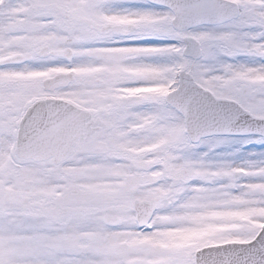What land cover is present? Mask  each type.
<instances>
[{"label": "snow or ice", "instance_id": "6c2138e0", "mask_svg": "<svg viewBox=\"0 0 264 264\" xmlns=\"http://www.w3.org/2000/svg\"><path fill=\"white\" fill-rule=\"evenodd\" d=\"M0 264H264V0H0Z\"/></svg>", "mask_w": 264, "mask_h": 264}]
</instances>
